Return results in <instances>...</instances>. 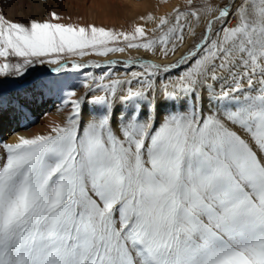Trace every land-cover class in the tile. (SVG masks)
<instances>
[{
	"label": "snow or ice",
	"instance_id": "1",
	"mask_svg": "<svg viewBox=\"0 0 264 264\" xmlns=\"http://www.w3.org/2000/svg\"><path fill=\"white\" fill-rule=\"evenodd\" d=\"M62 19L0 10V77L126 49L167 58L203 31L175 63L124 62L141 86L98 82L87 118L68 91L63 124L0 143V264H264V0H188L131 32ZM158 99L171 111L157 118Z\"/></svg>",
	"mask_w": 264,
	"mask_h": 264
},
{
	"label": "rangeland",
	"instance_id": "2",
	"mask_svg": "<svg viewBox=\"0 0 264 264\" xmlns=\"http://www.w3.org/2000/svg\"><path fill=\"white\" fill-rule=\"evenodd\" d=\"M188 0H97L93 6L96 8L95 12L92 14L86 13L85 17H83L82 10L80 8L74 9L71 13L61 12V8L58 9H50V12H56L59 16L63 17L62 23L65 24H73L79 26H88L95 25L97 27H104L105 29L114 30L117 32H131L133 27L136 25L144 26L146 30H151L156 27V23L148 20V16L159 17L164 15L165 13H170L173 11L175 7H184L186 6ZM200 0H193V3H199ZM223 0H212V3H222ZM71 8V7H70ZM67 9V8H66ZM4 11V12H3ZM3 14L7 17V19L15 21V22H24L26 23L30 18L36 19H47L45 18V14L39 10L30 11L27 15H23L17 19L6 14V11L2 10ZM49 12V13H50ZM76 17H74V15ZM73 15V16H72ZM82 16V17H81ZM74 17V18H73ZM77 18V19H76ZM232 21H235L233 19ZM203 29L197 30L196 37L188 36L186 37V42L175 52V54H169L167 58H164L162 55L157 53V55H152L149 52L144 50L137 49H126L124 53H113L105 57L97 56V55H86L83 58L78 56H68V69L62 71L60 73L51 72L46 74H39V78L36 83H34L35 89H38L41 96L42 104H36V102L32 99H22L21 102L26 107H31L32 109L41 110V115L37 119L26 120L23 125L24 131H29L33 125L37 126L40 119L42 120L45 116H53L58 118L57 123L50 126L49 129L38 130L35 133H32L27 138H30L38 135V134H47L50 129L56 125L63 124L68 115L72 111V105L70 103H65L64 93L68 91H75L77 96L88 100L89 102L85 105V118H87L88 110L93 111L94 106L90 102V97L94 94H103L99 92L96 88V84L98 82L109 83L111 80H120L123 86L126 88L128 85L124 82L131 81V86L133 88L140 87L141 85L136 82V80L131 77V71H142L139 66H135L133 68H128L125 66L124 62L129 60H146L148 62L156 61L155 63L161 65H167L175 63L179 61L181 57L185 56L187 52L193 47L195 43H197L200 39V32ZM180 50H183V55L178 59L169 63L168 61L172 60L171 58L176 55V53ZM75 59H84L88 64L91 63V67H82L80 70H71L72 62H75ZM104 59V60H100ZM2 60V59H1ZM109 61H115L116 64L112 62V65L109 66ZM3 62V60H2ZM168 62V63H167ZM100 64L101 67H95L93 65ZM57 67V66H56ZM55 67V68H56ZM39 67H34L28 69L25 76L23 77H0V85H5L4 88L0 87V105L6 107L7 102L5 101L6 97L12 94V89L9 84L19 81L21 78H26L32 72L37 70ZM122 71V72H117ZM182 71L181 68L173 69L167 73L161 72L159 76L152 77L153 86L159 90L163 83L167 82L169 78H174L176 74ZM103 78V80H101ZM147 79V77H145ZM58 81L67 82V86L63 87L62 85H58ZM72 82V83H71ZM36 84V85H35ZM48 84V85H47ZM53 84V86H49ZM226 87V85H225ZM84 89V91H82ZM218 91V89H217ZM84 92V93H83ZM83 93V94H82ZM82 94V95H81ZM123 92H118L119 95H123ZM24 100V101H23ZM27 100V101H26ZM26 101V102H25ZM30 102V103H29ZM59 103V105H57ZM56 104V105H55ZM157 108L156 114L157 118L159 114L166 111H171V109H164L159 105L163 104L162 99H158L156 101ZM121 105V101L119 99L116 100V107L119 108ZM181 106V102L177 101V107ZM60 107V108H58ZM69 107V108H68ZM130 106L128 104L124 105L125 109H128ZM139 107V106H138ZM67 108V109H66ZM63 109V110H62ZM48 110V111H47ZM62 110L63 112L57 114V111ZM66 114H65V113ZM62 114V115H61ZM8 139L0 140V143L7 142ZM12 143V142H8Z\"/></svg>",
	"mask_w": 264,
	"mask_h": 264
},
{
	"label": "bare ground",
	"instance_id": "3",
	"mask_svg": "<svg viewBox=\"0 0 264 264\" xmlns=\"http://www.w3.org/2000/svg\"><path fill=\"white\" fill-rule=\"evenodd\" d=\"M96 2L97 0H0V10L4 9L6 11V14L9 15L10 18L12 17V19L13 18L17 19L23 15H27L30 11L39 10L43 13H46L45 18H47L48 13L50 12L49 10L52 8L53 9L61 8L62 9L61 12H66V13L68 12V15L74 9L80 8V10H82V12L80 13L84 14L82 16L85 17L86 13L92 14L93 12H95L96 8L93 6V4ZM74 17L76 16L74 15ZM235 23H236V20L232 21L233 25ZM182 55H183V50H180L176 53L174 57L171 58L172 60L168 62L171 63L172 61L178 59ZM105 59H108V58L105 57ZM75 60H76L75 61L76 63L78 62L81 64H87L90 66V64H88L86 60L84 59H75ZM100 60L102 61L104 59H100ZM153 62H156V61H153ZM0 63H2L1 59H0ZM55 67L56 65L40 66L37 70L32 72L26 78H21L19 81L9 84L10 88L13 91L11 95L5 98L7 105L6 107H3L4 110L2 113H0V140L8 139L7 143L8 142L15 143L17 142V139L19 136H24L27 138L32 133H35L38 130L49 129L50 126H52L53 124L55 125V123H57L58 118L53 117L51 115L45 116L42 120L40 119L37 126L33 125V127L29 128L30 129L29 131L27 130L24 131L23 128H25L24 126H26V125H23L24 122L26 120H32V119L38 120L39 116L42 113H41V110L32 109L31 107H26V106H24L23 110H19L18 105H17V102L18 101L21 102L22 99L24 100L32 99L36 102V104L38 103L42 104L43 101H41L42 99L40 96V92L38 89H35L34 83H36L37 79L39 78L40 76L39 74L42 75V74H46V73L49 74L51 72H54L53 69ZM116 71L122 72L118 70ZM57 84L65 87L67 86L68 83L66 81L65 82L58 81ZM49 86L51 87L53 86V84H50ZM220 86H221L220 84L216 85L218 91H219ZM82 91H84V89ZM57 105H59V103ZM206 107L208 106L206 105ZM163 108L171 109V105L169 104L167 107H163ZM62 110L57 111V114L63 112ZM90 112L92 111L88 110V113Z\"/></svg>",
	"mask_w": 264,
	"mask_h": 264
},
{
	"label": "water",
	"instance_id": "4",
	"mask_svg": "<svg viewBox=\"0 0 264 264\" xmlns=\"http://www.w3.org/2000/svg\"><path fill=\"white\" fill-rule=\"evenodd\" d=\"M112 62H113L114 64H116V62H115V61H112ZM72 63H76V62H72ZM82 65H87V64H82ZM89 67H91V63H90V66H88V68H89ZM0 87H1V88H4V87H5V85H0Z\"/></svg>",
	"mask_w": 264,
	"mask_h": 264
}]
</instances>
